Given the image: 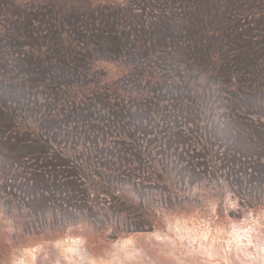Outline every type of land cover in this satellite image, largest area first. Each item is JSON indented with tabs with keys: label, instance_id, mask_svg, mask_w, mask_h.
I'll return each mask as SVG.
<instances>
[{
	"label": "rangeland",
	"instance_id": "374dc122",
	"mask_svg": "<svg viewBox=\"0 0 264 264\" xmlns=\"http://www.w3.org/2000/svg\"><path fill=\"white\" fill-rule=\"evenodd\" d=\"M153 6L170 14L150 23ZM0 8L39 30L24 41L33 55L0 49V264H264V5ZM81 18L91 42L73 36ZM113 155L140 166L114 167L106 187L90 164Z\"/></svg>",
	"mask_w": 264,
	"mask_h": 264
},
{
	"label": "trees",
	"instance_id": "16d2710c",
	"mask_svg": "<svg viewBox=\"0 0 264 264\" xmlns=\"http://www.w3.org/2000/svg\"><path fill=\"white\" fill-rule=\"evenodd\" d=\"M258 4L264 5V0H258ZM10 7L14 8L15 6H11V4H10ZM98 8H93L92 12L99 11ZM153 8L156 10H154L153 12H151V14H149V16H151V18L147 17L149 19L150 23L161 20L162 18L166 17V15L168 16V14H170V12L169 13L167 12V10L170 11V9L159 8V7H154V6H153ZM66 9L68 10V12L74 13V12H78L79 10L80 11H86V9H88V8H87V5H85L84 3H81V4L75 3L73 5L69 4V7H67ZM115 14L116 15L120 14V10L117 9ZM191 15H192L191 12L186 14L187 21L189 20V17ZM13 16H15V15L12 14L11 10H9V9L4 10V9L0 8V46H2V48H0V49H7V51H11L12 49H15L16 55H18V54L19 55H27V56H30L31 54L33 55V53L30 52L31 45H24V44H27V43H24V41L29 39L30 37L31 38L32 37L37 38V35H38L37 32H39V30L31 28V26L24 28V29H19V27H17V25H19V23H18L19 20H17L16 17H13ZM223 19H224V17H223ZM51 20L54 23H58L57 21H54L55 19H51ZM224 21L228 23L229 19L226 17L224 19ZM78 22L80 24L84 23L85 25H82L83 27L81 26L80 28H78L77 31L75 30L74 31L75 34L73 36H76L78 42H81V43H84L86 41L91 42L92 38L94 39V35H93L94 33H92V31L90 32L88 30L89 25H87L86 21H84L83 18H81V20H78ZM140 22H141V19H139V20H137L136 18L133 19L134 24L140 23ZM41 24H42V22H41ZM59 27L60 26L56 25V26H54V29L56 28L59 30L60 29ZM56 29H55V32H57ZM61 34H63V33H61ZM42 37H45V36L42 35L41 38ZM63 44H65V40L63 38H60L59 33H56V40H55L54 47L57 49L60 48V50H58V51L61 52L60 54L63 55L65 57V59L66 58L67 59L72 58L75 49H69V50H68V48L62 49ZM24 46H26V47H24ZM46 47L47 48H45L46 49L45 52H43V53L39 52V56L43 57L42 62H44V63L48 62V60H47L48 54L51 53L50 50H48V48H50L49 45H46ZM23 48H27L28 50L25 51ZM65 48H66V46H65ZM3 56H5V55L0 53V57H3ZM0 60H3V59L0 58ZM3 61H5V60H3ZM201 142H203L201 137L195 138L191 142V144H188L187 149L189 151H193L196 149L204 150L205 147L203 145H201ZM138 155H139V153H138ZM134 156L136 157V155H134ZM129 160L130 159L128 157H126V155H123V156L113 155L112 157H110V159L109 158L108 159L107 158L101 159L98 163H94L95 165L90 164V167L92 165V167L94 169L92 174L94 177H96V178H98V180H100L102 185H104L106 187H109V186L111 187L113 185V181H114L112 179L113 178L112 176L113 175L115 176L117 171L118 172L120 171V169L124 166L125 162L127 163V165L129 164L131 169H135V168H137V166H140L138 160L134 161L133 163H130ZM67 163L69 165V162H67ZM135 163H136V165H133ZM220 165H222V164H220ZM69 166H74V165L71 162V165H69ZM80 167L83 168L82 166H80ZM114 167H118L115 170L116 173H113ZM214 169H215V167H214ZM79 174L81 175V177H83V175L86 176V174L83 173L82 171ZM110 209H112V208L107 207V208H104L101 210L108 212ZM142 216L143 217L141 219V224H145V226H150V225L154 224L152 221H150V218L148 216L147 211H143ZM114 226H115V233H116V231H118L122 225H120V223H116V224H114Z\"/></svg>",
	"mask_w": 264,
	"mask_h": 264
}]
</instances>
